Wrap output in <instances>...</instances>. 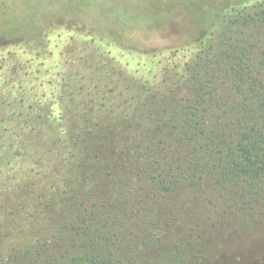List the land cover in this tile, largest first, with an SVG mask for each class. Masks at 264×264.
Instances as JSON below:
<instances>
[{"label":"trees","instance_id":"obj_1","mask_svg":"<svg viewBox=\"0 0 264 264\" xmlns=\"http://www.w3.org/2000/svg\"><path fill=\"white\" fill-rule=\"evenodd\" d=\"M175 6L207 21L184 41L181 70L137 77L146 54L113 31L106 51L85 49L90 78L0 95L4 264H263L221 257L205 230L219 223L194 221L204 210L248 230L264 218V0ZM135 17L127 29L139 30ZM141 19L145 32L171 21ZM191 202L195 228L163 242L166 218L178 223Z\"/></svg>","mask_w":264,"mask_h":264},{"label":"rangeland","instance_id":"obj_2","mask_svg":"<svg viewBox=\"0 0 264 264\" xmlns=\"http://www.w3.org/2000/svg\"><path fill=\"white\" fill-rule=\"evenodd\" d=\"M171 1L0 0V95L2 98L20 96L22 91L32 96L42 92L57 93L60 90L58 80L64 74L78 79L85 75L87 79L90 78L93 73L85 71V49L93 46L98 47L99 51H106L111 44L109 39L114 40L109 34L113 31L121 33L129 52V49H133L146 54L142 63L147 64L136 74L137 77H150L155 73L160 75L164 68L172 66L175 70H181L191 53L188 48H182L184 41L207 21L198 19L191 11L178 10L180 6L171 9ZM203 1L210 6H219L229 0H196V4ZM147 11L153 19L171 21L160 31L145 32V23L142 24L141 18ZM129 17H135L133 21L140 23L139 30L127 29ZM100 37H103V41H100ZM39 41L41 44H37ZM19 43L21 45L18 47L14 46ZM9 44L11 46L6 47ZM127 53L121 52L117 58L134 64L131 67L134 70L137 57ZM149 67H152V73ZM3 200L0 197V264L6 261L8 248L4 237L7 231L2 223L5 219L12 222L11 218H6L10 212L3 209ZM177 205H172V209ZM196 206V202L189 203L186 214L178 223L166 218L161 227L163 242L171 243L182 237L185 230L195 228L191 213ZM225 209L222 206L219 208L222 211ZM199 217L194 223L199 224L200 220L208 225L219 223V229L210 230L208 226L205 230L216 234L215 241L209 245L214 249L224 248L220 250L221 257L234 254L235 257H249L264 264V218L259 222L251 221L247 230L242 219V225H239L240 221L232 216H218L203 210ZM237 229L240 234L235 231Z\"/></svg>","mask_w":264,"mask_h":264}]
</instances>
